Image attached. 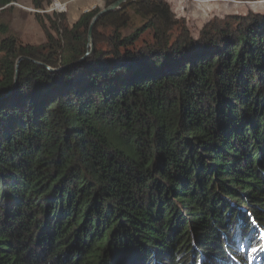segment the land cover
I'll return each instance as SVG.
<instances>
[{
  "label": "trees",
  "instance_id": "trees-1",
  "mask_svg": "<svg viewBox=\"0 0 264 264\" xmlns=\"http://www.w3.org/2000/svg\"><path fill=\"white\" fill-rule=\"evenodd\" d=\"M116 1L0 40V92L23 58L0 100V264H259L264 16L194 39L166 0H129L77 63Z\"/></svg>",
  "mask_w": 264,
  "mask_h": 264
},
{
  "label": "rangeland",
  "instance_id": "rangeland-1",
  "mask_svg": "<svg viewBox=\"0 0 264 264\" xmlns=\"http://www.w3.org/2000/svg\"><path fill=\"white\" fill-rule=\"evenodd\" d=\"M32 1L15 0L0 8V40L15 36L22 44L39 46L45 42L44 34L32 12L34 9ZM261 1L264 0H166L175 19L184 21L194 39H197L200 31L214 20L222 21L255 14L253 12L264 7ZM88 5L89 3H72L68 6L65 14L68 27L76 21L83 8ZM102 9L100 8V11ZM247 208L249 207L245 206L244 209L247 210ZM253 227L256 225L253 224ZM159 261L160 259H156L154 264ZM259 264H264V256L261 257Z\"/></svg>",
  "mask_w": 264,
  "mask_h": 264
},
{
  "label": "water",
  "instance_id": "water-1",
  "mask_svg": "<svg viewBox=\"0 0 264 264\" xmlns=\"http://www.w3.org/2000/svg\"><path fill=\"white\" fill-rule=\"evenodd\" d=\"M129 0H117L116 2H114L113 4L109 5L106 8H103L101 11H99L91 20L90 26H89V30H88V40H87V51L84 53V55L77 61V63H81L83 61H85L86 59H89L93 53H94V46L92 43V29L94 27V25L96 24V22L98 21L99 18H101L102 16L118 9L123 3L127 2ZM264 5V3H263ZM255 14L253 15H259V16H264V7L259 9L256 12H253ZM23 60V58H18L15 62V72H14V77L11 83V86L9 87L8 90H4L0 92V100H3L9 96H11L14 91L16 90L17 87V83H18V67H19V63ZM47 69L51 72H55V71H60L64 68H60V69H51L49 67H47Z\"/></svg>",
  "mask_w": 264,
  "mask_h": 264
},
{
  "label": "built area",
  "instance_id": "built-area-1",
  "mask_svg": "<svg viewBox=\"0 0 264 264\" xmlns=\"http://www.w3.org/2000/svg\"><path fill=\"white\" fill-rule=\"evenodd\" d=\"M103 1L104 0H49L46 8L39 10L33 9L32 12L39 15H58L67 13L68 6L72 3H89L88 7H86L82 13L85 14L99 7ZM260 3L263 4L264 1Z\"/></svg>",
  "mask_w": 264,
  "mask_h": 264
},
{
  "label": "crops",
  "instance_id": "crops-1",
  "mask_svg": "<svg viewBox=\"0 0 264 264\" xmlns=\"http://www.w3.org/2000/svg\"><path fill=\"white\" fill-rule=\"evenodd\" d=\"M86 7H88V6H86ZM86 7H85V8H83V10H82V12L80 13V15L83 13V11L86 9ZM22 8H24V7H22Z\"/></svg>",
  "mask_w": 264,
  "mask_h": 264
}]
</instances>
